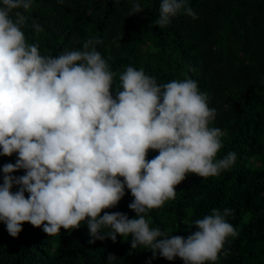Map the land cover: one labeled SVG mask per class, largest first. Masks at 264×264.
Masks as SVG:
<instances>
[{"label":"clouds","instance_id":"clouds-1","mask_svg":"<svg viewBox=\"0 0 264 264\" xmlns=\"http://www.w3.org/2000/svg\"><path fill=\"white\" fill-rule=\"evenodd\" d=\"M132 4L129 15L143 11L139 0ZM33 6L34 0H0V156H16L0 168V222L8 234L18 237L25 222L48 236L86 223L89 244L130 236L132 249L151 251L148 264L157 255L215 264L228 238L238 235L226 219L233 209H213L191 222L187 237L146 219L176 198L188 174L219 176L237 160L235 152L216 158L225 133L209 126L216 110L208 94L194 79L158 83L130 65L113 94L116 73L96 50L98 39L58 56L28 43L23 29ZM181 13L199 18L188 0H161L153 23L163 29ZM32 27L43 31L34 18ZM150 150L158 152L152 159ZM19 170L24 174L13 175ZM125 189L133 218L105 211ZM116 259L108 253L107 264Z\"/></svg>","mask_w":264,"mask_h":264},{"label":"trees","instance_id":"trees-1","mask_svg":"<svg viewBox=\"0 0 264 264\" xmlns=\"http://www.w3.org/2000/svg\"><path fill=\"white\" fill-rule=\"evenodd\" d=\"M139 2L143 11L129 15L132 0H34L23 31L29 44L39 45L41 55L82 50L88 39H98L96 50L116 73L113 94L119 74L129 65L158 83L196 80L208 94V106L216 110L209 126L225 133L216 158L235 152L237 160L219 176L188 174L176 186V198L151 210L146 219L150 227L187 237L191 222L213 209L231 208L234 214L226 219L238 235L228 238L215 264H264V0H188L199 18L181 13L163 29L153 23L161 0ZM33 18L43 29L39 34ZM157 154L150 150L147 158ZM15 160V154L0 156V168ZM2 176L0 171V183ZM125 193L116 207L105 211L135 217L128 208L133 197L129 190ZM22 228L14 238L0 222V264H107L108 253L117 258L112 264H148L152 257L143 246L132 249L130 236L89 244L86 223L70 232L61 228L55 236L27 222ZM151 264L184 262L157 255Z\"/></svg>","mask_w":264,"mask_h":264}]
</instances>
